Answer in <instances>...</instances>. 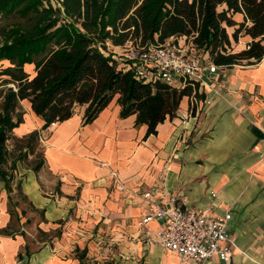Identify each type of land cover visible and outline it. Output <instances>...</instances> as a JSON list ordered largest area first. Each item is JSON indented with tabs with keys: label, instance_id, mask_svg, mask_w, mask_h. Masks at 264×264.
Listing matches in <instances>:
<instances>
[{
	"label": "crops",
	"instance_id": "crops-1",
	"mask_svg": "<svg viewBox=\"0 0 264 264\" xmlns=\"http://www.w3.org/2000/svg\"><path fill=\"white\" fill-rule=\"evenodd\" d=\"M223 8L224 2L217 5ZM232 18L243 21L244 13ZM223 24L228 50L251 40L244 32L233 39L237 24ZM25 67L32 72L31 63ZM189 101L183 97L176 114L147 136L135 114L119 115L116 96L90 122H82V104L49 124L41 168L17 162L11 190L0 180V228L13 229L0 233V264H264V55L220 66L205 76L195 105ZM20 102L24 119L13 133L43 130L29 101ZM17 182L43 209V220L31 224L20 211L18 219L10 215L8 195ZM153 185L160 203L174 195L190 206L227 211L236 243L230 261L181 260L147 240L136 222L147 209L142 191ZM157 224L150 221L148 232Z\"/></svg>",
	"mask_w": 264,
	"mask_h": 264
},
{
	"label": "trees",
	"instance_id": "trees-1",
	"mask_svg": "<svg viewBox=\"0 0 264 264\" xmlns=\"http://www.w3.org/2000/svg\"><path fill=\"white\" fill-rule=\"evenodd\" d=\"M222 2L226 8L218 10ZM236 11L244 13L243 21L232 18ZM223 23L237 24L235 40L240 32L249 34L247 46L228 50L230 38ZM194 33V40L217 64L257 61L264 55V0H60V6L51 0H0V180L6 189L11 190L17 162L36 153L33 162H26L34 172L44 162L43 148L36 151L39 129L13 133L24 119L22 99L29 101L45 128L70 117L82 104V122H90L116 96L120 116L135 114L134 124H146V136L155 133L159 122L176 114L183 97L199 95L198 84L143 81L118 65L107 44ZM26 63L33 65L32 72ZM16 191L27 198L19 182ZM8 201L10 215L18 219L13 209L18 202L11 195ZM28 202L43 220V209ZM12 231L11 224L0 228V233Z\"/></svg>",
	"mask_w": 264,
	"mask_h": 264
},
{
	"label": "built area",
	"instance_id": "built-area-1",
	"mask_svg": "<svg viewBox=\"0 0 264 264\" xmlns=\"http://www.w3.org/2000/svg\"><path fill=\"white\" fill-rule=\"evenodd\" d=\"M51 2L60 6V0ZM195 34H179L145 43L128 39L119 45L121 52H112V56L119 66L131 69L143 81L162 80L175 86L196 82L200 91L205 76L216 73L222 65L215 63L208 49L194 40ZM196 102L197 97L191 95V105ZM116 184L124 187L121 181ZM157 192L154 185L142 191L147 209L137 223L146 232L147 240L176 252L181 260L202 261L217 257L224 262L230 261L236 243L227 230V211L220 214L190 206L174 195H170L166 204L160 203ZM152 220H157L158 224L148 232Z\"/></svg>",
	"mask_w": 264,
	"mask_h": 264
},
{
	"label": "rangeland",
	"instance_id": "rangeland-1",
	"mask_svg": "<svg viewBox=\"0 0 264 264\" xmlns=\"http://www.w3.org/2000/svg\"><path fill=\"white\" fill-rule=\"evenodd\" d=\"M52 1H53V3H56V0H52ZM129 39L140 40V37H131ZM107 46H108V50L112 51L113 53L121 52V49H120L119 45H114V44H111V43L108 42ZM230 49H232V47ZM1 63H2V65H6L7 61H3ZM0 67H1V65H0ZM29 71H31V70L29 69ZM48 134H49L48 127H45L43 130H40L39 144L36 147V151H41L42 152V148L44 147L43 140L45 139V137ZM11 142H12V139H10V141L8 143L10 147H11ZM36 156H37L36 153L29 154V156L26 158L25 162H20L19 161V163H21L22 166L27 167L26 162L27 163L33 162L37 158ZM116 186H117V184H116ZM120 189H125V186L123 188H120ZM11 197H12V201L13 202L14 201L18 202L17 203V207H15L13 209H16L17 212L20 211V209H23V213L21 214V217L25 216L26 218H28L29 222H31V224H33L35 222V220H38L40 218L39 213L30 206V204L28 202V199L24 198L22 196V194H20L19 192L15 191L13 194H11ZM10 207H12V206L10 205ZM137 225H138V223H137ZM82 256H83V259L86 258V256H84L83 254H82Z\"/></svg>",
	"mask_w": 264,
	"mask_h": 264
}]
</instances>
